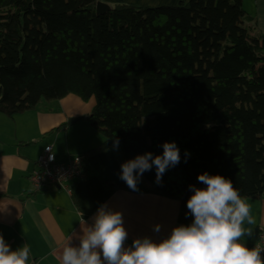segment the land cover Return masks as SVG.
Wrapping results in <instances>:
<instances>
[{
  "label": "trees",
  "instance_id": "trees-1",
  "mask_svg": "<svg viewBox=\"0 0 264 264\" xmlns=\"http://www.w3.org/2000/svg\"><path fill=\"white\" fill-rule=\"evenodd\" d=\"M99 3L0 0V113L93 99L83 119L103 142L86 156L117 139L125 161L176 142L180 163L161 183L155 167L140 183L183 213L205 172L230 179L245 199L263 198L264 34L243 0L114 5L98 16Z\"/></svg>",
  "mask_w": 264,
  "mask_h": 264
},
{
  "label": "crops",
  "instance_id": "crops-1",
  "mask_svg": "<svg viewBox=\"0 0 264 264\" xmlns=\"http://www.w3.org/2000/svg\"><path fill=\"white\" fill-rule=\"evenodd\" d=\"M188 1L102 0V3L150 9L175 7ZM243 9L264 34V0H243ZM45 104L14 118L0 113V234L13 250L28 244L29 264H60L63 247L74 241L82 228L94 223L102 205L123 213L128 246L145 236L160 241L174 227L192 223L194 217L183 213L178 201L159 197L140 182L134 191L119 178L121 165L126 162L119 147L86 156L103 142L101 134L83 119L92 112L94 100L84 103L71 95ZM75 119L77 122L70 125V120ZM62 126H65L62 131L53 132ZM47 146H53L58 161L85 159L86 178L72 185L70 193L49 188L35 195L31 189L30 177ZM246 201L255 224L253 235L245 242L249 248H255L258 232L264 229V196ZM156 225L161 226L159 233L154 231Z\"/></svg>",
  "mask_w": 264,
  "mask_h": 264
},
{
  "label": "clouds",
  "instance_id": "clouds-1",
  "mask_svg": "<svg viewBox=\"0 0 264 264\" xmlns=\"http://www.w3.org/2000/svg\"><path fill=\"white\" fill-rule=\"evenodd\" d=\"M162 147L161 155L147 152L124 162L119 178L135 191L144 173L155 167L156 182L161 183L166 171L181 161L176 142ZM198 181L206 187L189 186L193 195L187 208L194 217L190 225L174 227L160 241L145 236L128 246L123 213L102 205L94 223L82 221L87 226L63 247L60 264H264V249L249 248L245 242L253 235L255 220L250 204L231 180L205 172ZM160 230V225L154 227L155 232ZM30 260L27 243L13 250L0 234V264H29Z\"/></svg>",
  "mask_w": 264,
  "mask_h": 264
},
{
  "label": "built area",
  "instance_id": "built-area-1",
  "mask_svg": "<svg viewBox=\"0 0 264 264\" xmlns=\"http://www.w3.org/2000/svg\"><path fill=\"white\" fill-rule=\"evenodd\" d=\"M85 178L84 157L70 158L61 162L58 161L53 146H47L37 159L35 171L29 181L34 194H41L49 188H58L70 193L71 186ZM255 247L264 249V229L258 232Z\"/></svg>",
  "mask_w": 264,
  "mask_h": 264
},
{
  "label": "water",
  "instance_id": "water-1",
  "mask_svg": "<svg viewBox=\"0 0 264 264\" xmlns=\"http://www.w3.org/2000/svg\"><path fill=\"white\" fill-rule=\"evenodd\" d=\"M111 11V6L110 5H107V4H104V3H99L96 7V13L98 16L100 15H104L108 12ZM77 122V119L75 120H70L69 124L72 125L73 123Z\"/></svg>",
  "mask_w": 264,
  "mask_h": 264
},
{
  "label": "rangeland",
  "instance_id": "rangeland-1",
  "mask_svg": "<svg viewBox=\"0 0 264 264\" xmlns=\"http://www.w3.org/2000/svg\"><path fill=\"white\" fill-rule=\"evenodd\" d=\"M93 100V99H92ZM46 102H43L42 104H44L43 106H45L46 104H45Z\"/></svg>",
  "mask_w": 264,
  "mask_h": 264
}]
</instances>
